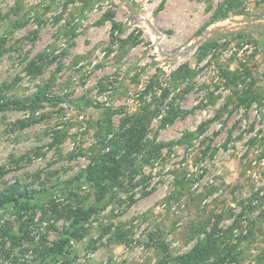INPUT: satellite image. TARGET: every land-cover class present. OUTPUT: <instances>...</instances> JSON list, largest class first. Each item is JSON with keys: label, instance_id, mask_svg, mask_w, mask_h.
<instances>
[{"label": "rangeland", "instance_id": "obj_1", "mask_svg": "<svg viewBox=\"0 0 264 264\" xmlns=\"http://www.w3.org/2000/svg\"><path fill=\"white\" fill-rule=\"evenodd\" d=\"M124 1L0 0V98L21 101L0 192H28L0 206V264H171L206 235L264 264V0ZM135 113L144 146L96 202L84 172Z\"/></svg>", "mask_w": 264, "mask_h": 264}, {"label": "trees", "instance_id": "obj_2", "mask_svg": "<svg viewBox=\"0 0 264 264\" xmlns=\"http://www.w3.org/2000/svg\"><path fill=\"white\" fill-rule=\"evenodd\" d=\"M229 11V5L227 6ZM223 17V16H222ZM194 74V72H191ZM32 103L42 102H60V98H49L44 94L36 93L29 100ZM21 101L12 100L3 101L0 98V112L11 107H18ZM26 107L25 104L21 105L20 108ZM145 113L147 110L144 111ZM169 114L163 119L164 123L172 122L176 117V112L170 107ZM146 114L135 113L129 119H127L122 126V131L119 136L111 141L109 144L108 152L103 153L98 162H92L85 170V179L91 183L96 190V202H100L106 194L107 184L114 183L121 173V170L125 167L135 166V156L139 154L144 146L147 138L148 123H146ZM25 123V122H23ZM22 123V124H23ZM27 125V123H25ZM24 124V125H25ZM148 156L142 159L143 164H147L150 159L156 157L155 153L148 152ZM134 161V162H133ZM12 190L0 192V206H5L10 203H18L20 199L25 198L27 191L25 189L20 190L16 187H11ZM27 198V197H26ZM55 211V209L53 210ZM92 208L87 211L81 210L79 207L76 208L69 218H72V225H77L78 222L91 214ZM58 218V217H56ZM219 245L217 240L212 239L210 235H206L203 239L197 241L195 246L188 252L170 259L171 264H222L226 261L227 257L230 256L231 252L228 251L223 256L219 255ZM161 249V255L164 256L167 253V249L159 246ZM63 250V244L56 247L55 252L61 254ZM163 258V257H162ZM159 260L157 264H167L164 260Z\"/></svg>", "mask_w": 264, "mask_h": 264}, {"label": "water", "instance_id": "obj_3", "mask_svg": "<svg viewBox=\"0 0 264 264\" xmlns=\"http://www.w3.org/2000/svg\"><path fill=\"white\" fill-rule=\"evenodd\" d=\"M124 2H125L126 7L129 9L130 13L132 15H134L135 14V8H134V6H132L127 0H125ZM263 29H264V27H263ZM197 44L198 43L196 42V43L188 46L187 48L184 49V51H188V50L194 48Z\"/></svg>", "mask_w": 264, "mask_h": 264}]
</instances>
